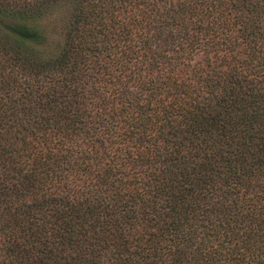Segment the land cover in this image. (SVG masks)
<instances>
[{"label": "trees", "instance_id": "1", "mask_svg": "<svg viewBox=\"0 0 264 264\" xmlns=\"http://www.w3.org/2000/svg\"><path fill=\"white\" fill-rule=\"evenodd\" d=\"M0 264H264V0H0Z\"/></svg>", "mask_w": 264, "mask_h": 264}, {"label": "rangeland", "instance_id": "2", "mask_svg": "<svg viewBox=\"0 0 264 264\" xmlns=\"http://www.w3.org/2000/svg\"><path fill=\"white\" fill-rule=\"evenodd\" d=\"M53 12H54V10L52 11V13H51V10H49V11L45 12L43 14V16L40 18V21H42L43 23L46 24V27L48 28L49 36H52L51 41L52 40L55 41L59 38L58 37L59 35L55 31V29L59 30L58 29V26H59V20H58L59 15H58V13L59 12H57V11L55 13H53ZM51 30H52V34H51Z\"/></svg>", "mask_w": 264, "mask_h": 264}]
</instances>
